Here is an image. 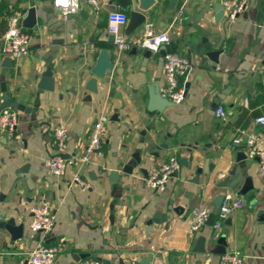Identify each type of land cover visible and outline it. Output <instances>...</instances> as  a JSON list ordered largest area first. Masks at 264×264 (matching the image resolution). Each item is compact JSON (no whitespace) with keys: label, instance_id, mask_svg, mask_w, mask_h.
Listing matches in <instances>:
<instances>
[{"label":"crops","instance_id":"crops-1","mask_svg":"<svg viewBox=\"0 0 264 264\" xmlns=\"http://www.w3.org/2000/svg\"><path fill=\"white\" fill-rule=\"evenodd\" d=\"M80 0L77 14L63 18L51 0H0V7L18 11L35 9L36 26L29 50L11 68L0 54L1 86L12 101L29 109L21 113L13 133H0V264H26L40 235L29 230L30 209L46 204L55 212V227L45 240L61 244L54 264H77L98 259L106 264H218L217 241L224 237L225 252L237 251L243 264H264V180L258 163L237 162L245 146L231 141L243 133L258 134L264 151V0H247L239 17L216 15L230 0H154L144 13L145 23L156 32H167L166 50L189 59L193 67L184 84L180 104L150 112L147 85H164L163 56L136 48L119 53L108 41L107 16L117 6L129 16L139 0ZM174 3V4H172ZM180 15V19L176 17ZM5 19L0 17V49ZM144 23V24H145ZM128 24V23H127ZM125 37H141L144 24ZM221 50L218 63L202 62L203 45ZM111 56L113 69L96 78L91 69L98 53ZM149 53V56L145 54ZM50 69L53 90L37 88L41 74ZM218 108L224 116L218 117ZM101 112L109 114L103 158L82 169L73 166L63 178L47 174L44 164L53 154V129L65 124L69 131L67 158L83 154L91 129ZM134 157L138 163L124 172ZM176 159L179 170L163 191H149L144 178L152 168ZM242 193L217 186L241 165ZM118 179L111 181V174ZM78 174L91 185L68 186ZM232 195L245 206L231 213L219 230L204 226L193 233L190 215L205 208L213 219L216 197ZM166 223L147 226L155 214ZM13 218L24 224L21 240L12 242L5 223ZM215 220V219H214ZM205 238L204 253H194L198 237ZM84 256L77 260L76 257Z\"/></svg>","mask_w":264,"mask_h":264},{"label":"built area","instance_id":"built-area-1","mask_svg":"<svg viewBox=\"0 0 264 264\" xmlns=\"http://www.w3.org/2000/svg\"><path fill=\"white\" fill-rule=\"evenodd\" d=\"M89 4L96 7V2L88 0ZM54 10L63 18L74 15L79 12L80 0H51ZM247 0H230L223 4V12L227 20L234 21L241 15L246 6ZM177 16V19H180ZM107 33L114 38V48L117 52L123 53L138 48L158 54L163 51L162 73L164 76V85L159 90L161 97L173 104H180L185 98L184 84L179 82L186 79L191 73L193 67L189 59L183 58L175 53H169L166 50L171 46V39L167 32H156L152 23L144 24V31L141 37L129 38L123 36L121 30L128 23L127 16L120 7L114 8L107 16ZM6 31L2 37L3 44L0 54L4 58H10L14 61L21 59L29 50L30 34L23 30L21 14L16 11L6 16ZM19 111L8 107L0 111V133H12L16 130L20 121ZM218 117L224 116V111L218 108L216 112ZM109 114L101 112L97 121L92 127L89 138L84 145L83 154L69 158H63L66 143L69 137V131L65 124L59 125L53 129V140L51 149L53 154L46 160L44 167L49 176L60 179L63 178L69 168L77 166L83 168L95 161H101L104 154V140L107 135L106 124L109 121ZM256 124L264 127V116L256 119ZM258 134L250 133L245 136L243 133L233 138L232 145L245 146L246 158L255 159L258 163V175L264 180V151L258 144ZM180 165L176 159H169L167 163L150 169L144 178L145 188L149 191H163L167 181L179 170ZM76 185L83 189L91 188L86 180H82L78 174H75L68 186ZM222 203L214 217L212 229L219 230L225 223L231 213L237 209L244 208L245 204L241 200L233 198L232 195H223ZM210 212L205 208H197L190 215V230L195 233L203 228L207 222ZM55 212L49 205L44 203L31 207L29 230L33 234L40 235L36 246L30 252L26 264H54L56 256L62 252V245H47L45 240L54 229ZM218 264H243V256L237 252H225L219 255ZM24 264V263H22ZM77 264H106L98 259H85Z\"/></svg>","mask_w":264,"mask_h":264},{"label":"water","instance_id":"water-1","mask_svg":"<svg viewBox=\"0 0 264 264\" xmlns=\"http://www.w3.org/2000/svg\"><path fill=\"white\" fill-rule=\"evenodd\" d=\"M155 3L154 0H139L138 10L131 12L129 16V22L126 27L125 34L127 36L133 34L139 27H141L145 21V14L148 12L153 4ZM174 4V3H172ZM218 9L221 11L215 16L216 21H218L223 14V7L218 5ZM23 14H26L23 23L22 28L31 30L33 29L36 24V18H35V9L29 8L27 10H24ZM108 41L110 43L114 42V38L112 35L108 36ZM136 49V48H135ZM134 49V50H135ZM162 55L164 54L163 51L160 52ZM198 54L202 57V62L205 63L207 60L211 61L214 64L218 63V56L222 54L221 50L213 49L210 45H203L202 48L198 49ZM146 56H149V53L145 54ZM3 67L4 68H11L12 67V59L10 58H4L3 61ZM113 69V64L111 63V56L108 55V53L105 50H100L98 53V58L96 60V64L91 69V74L95 76L96 78H104L106 75L105 73L107 71H111ZM41 80L39 81L37 88L42 91H52L53 90V77L51 76L50 69H46L44 73L41 74ZM147 91H148V108L150 112H162L165 107L172 106L170 102H168L166 99L161 97V94L159 92V86L157 83L147 85ZM1 96H2V102L0 103V111L4 109H8V107L12 109H16L17 111L21 113H29V109H25L24 106L19 105L17 102L12 101L10 95L7 94L5 85L1 86ZM13 137L17 136V132L13 131ZM63 158H67L66 155L63 156ZM246 160V156L244 153H238L237 154V162L243 163ZM136 163H138V159L134 157L133 161L129 163V166L124 169V172L130 171L131 166H134ZM244 164L236 167L228 176L221 181V183L217 186L221 189H226L228 193L234 192V193H242L240 190V185L242 184V180L239 179L240 172L245 170ZM118 179V174L113 172L111 174V181L115 182ZM223 195H218L216 197L217 205H221L222 203ZM3 199V195H0V201ZM207 222L205 226L211 228L213 225V214H210L207 218ZM166 216L160 213L155 214L151 219L147 220V226L151 227L153 224H160V223H166ZM5 231L10 235L11 241L15 242L18 240H21L24 235L25 226L24 224L16 225L13 218L9 219L5 225H4ZM206 240L205 238L199 236L196 247L194 250V253L203 254L204 253V246H205ZM218 246H220L221 251H212L211 254L217 253V254H223L225 253V241L224 237H221L217 241ZM84 256L76 257L75 259L81 260L84 259ZM107 263V262H106Z\"/></svg>","mask_w":264,"mask_h":264},{"label":"trees","instance_id":"trees-1","mask_svg":"<svg viewBox=\"0 0 264 264\" xmlns=\"http://www.w3.org/2000/svg\"><path fill=\"white\" fill-rule=\"evenodd\" d=\"M13 12H15L14 10H8L7 8H4L3 6L0 7V17H2V19H5L6 16L12 14ZM5 27L4 32L6 31V23L3 21L2 23Z\"/></svg>","mask_w":264,"mask_h":264}]
</instances>
